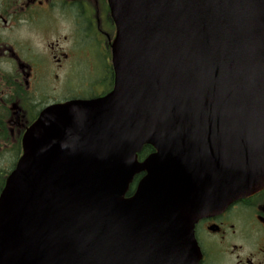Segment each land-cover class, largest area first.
Wrapping results in <instances>:
<instances>
[{
  "label": "water",
  "instance_id": "1",
  "mask_svg": "<svg viewBox=\"0 0 264 264\" xmlns=\"http://www.w3.org/2000/svg\"><path fill=\"white\" fill-rule=\"evenodd\" d=\"M108 2L113 89L27 129L0 264H198L195 224L264 188V0Z\"/></svg>",
  "mask_w": 264,
  "mask_h": 264
},
{
  "label": "flooded vegetation",
  "instance_id": "2",
  "mask_svg": "<svg viewBox=\"0 0 264 264\" xmlns=\"http://www.w3.org/2000/svg\"><path fill=\"white\" fill-rule=\"evenodd\" d=\"M115 32L108 0H0V195L43 110L111 91ZM194 235L198 264H264V188Z\"/></svg>",
  "mask_w": 264,
  "mask_h": 264
},
{
  "label": "trees",
  "instance_id": "3",
  "mask_svg": "<svg viewBox=\"0 0 264 264\" xmlns=\"http://www.w3.org/2000/svg\"><path fill=\"white\" fill-rule=\"evenodd\" d=\"M152 148H153L152 146L146 145L143 148V150L139 153L140 158H143L150 151V149H152ZM140 177H141V174H139V175L136 176V178H135L134 182L132 183L131 188H130V190H129V192H128L127 195H130L134 191V189L136 187V184H137V182H138V180H139Z\"/></svg>",
  "mask_w": 264,
  "mask_h": 264
}]
</instances>
